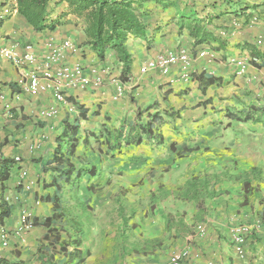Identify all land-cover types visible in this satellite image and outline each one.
Masks as SVG:
<instances>
[{
    "label": "crops",
    "instance_id": "0c3cea01",
    "mask_svg": "<svg viewBox=\"0 0 264 264\" xmlns=\"http://www.w3.org/2000/svg\"><path fill=\"white\" fill-rule=\"evenodd\" d=\"M5 1L11 14L0 23V47L41 43L47 34L33 32L18 16L15 1L0 0V4ZM128 1L146 26L145 38L130 37L126 42L131 57L128 73L124 79L120 76L123 66L114 54L109 53L101 64L92 51L80 47V56L71 58L70 63L106 67L109 75L96 90L66 95L67 103L76 108L67 121L76 126L81 137L79 150L88 144L92 147L100 138L93 150L100 145L115 161L123 160L121 167L110 166L107 173L122 170V176L130 180L138 176L140 186L134 189L162 195L155 220L138 235L143 241L140 248L115 264H170V255L181 249L189 252L181 264H264V226H260L264 222V127L244 121L245 115L254 118L264 111V0ZM63 10L65 4L57 6L54 17ZM181 13L203 20L205 43L195 45L186 30L178 33L176 17ZM253 17H257L256 23H252ZM66 20L52 34L79 46L85 40L81 23L71 15ZM168 48L190 51V65H175L165 73L141 71L145 61ZM200 52L206 56L199 58ZM230 59L245 61V73L238 75ZM21 74L20 68L0 60V93L13 107L10 118L0 104V177L8 168V179H0V194L22 196L10 216L0 219V232L6 231L9 240L0 264H48L52 255L47 251L48 229L39 224L30 232L18 229L25 211L40 222L50 214L49 206L42 204L37 209L34 203L50 192L45 186L52 179L51 167L43 158V148L31 151L29 147L42 143L45 130L50 133V127H57L67 114L58 105L61 111L55 118L36 120L32 111L54 102L49 93L36 99L27 97ZM144 124L150 131H140L139 145L133 130L128 144L112 148L118 133L125 137L130 128ZM16 157L19 162L7 163ZM247 174L255 177L249 179ZM169 175L176 180L170 182ZM204 176L216 177L206 185L207 193L199 192L195 199L181 195L188 181ZM168 185L176 186L180 194H165L171 189ZM213 190L215 195L207 196ZM165 211H179L178 228L165 229L169 220ZM240 225L253 228L247 235L243 259L236 257L232 244ZM81 264L100 263L93 261L90 252Z\"/></svg>",
    "mask_w": 264,
    "mask_h": 264
},
{
    "label": "trees",
    "instance_id": "16d2710c",
    "mask_svg": "<svg viewBox=\"0 0 264 264\" xmlns=\"http://www.w3.org/2000/svg\"><path fill=\"white\" fill-rule=\"evenodd\" d=\"M14 1L18 16L33 32L38 34L53 35V32L66 24L68 15L73 16L76 21L81 23V31L85 37L78 47L92 51L96 61L101 64H105L109 53L114 54L116 61L123 66L120 75L123 79L124 75L128 73L131 63V57L127 54L126 49L127 40L130 37L143 39L146 36V26L143 25L132 2L128 0ZM60 4H65V10L54 17L57 6ZM171 4L166 3L165 6H171ZM176 19L178 33L186 30L195 39V45L207 41L206 26L203 20L186 13L177 14ZM75 26L77 25L75 24ZM66 113L64 112V115ZM63 119L57 127L55 125L50 127L52 132L58 128L53 136L48 134V129L45 130L47 135L44 134L45 139L41 143L43 158L46 164L51 167L52 179L49 185L45 186V188H50V192L42 194L37 200L39 206L34 205V207L38 209L42 204L47 205L50 214L41 222L38 217L32 218L33 226L39 224L47 228V233H50V239L48 238L50 249L47 251L52 252V255L49 257L48 264H81L90 256V247L84 246V244L86 236L89 235L87 224L90 222L94 208L112 203L117 207L116 219L119 221L116 227L113 226V232H109V234L113 233V241L116 244L110 247L114 253L109 264H115L120 257L126 256V253H135L140 248L138 243H133V246L132 243H129L127 233L129 230H133V225H130L129 222L133 217L126 216L127 212L123 206L125 204L121 202V195L117 193L112 200H110L111 194L108 192L103 198L101 195L105 189H112L113 178L121 177L122 170H111L107 173L110 166L114 167L115 158L100 145L96 151L93 150V148H97V144L101 143L100 138L94 141L95 145L92 147L88 144L87 147L84 145L85 148L79 150L81 137L76 126L67 121V115ZM248 120L261 123L264 127V111H260L254 118L245 115L244 121ZM133 130L137 134V136L135 134V138H137L135 143L139 145L141 143L140 131L145 130L148 133L150 128L148 124H144L142 128L141 126L130 128L125 137L118 133L112 148L119 149L122 142L128 144ZM7 163H14V161ZM7 170L8 168L1 174L0 179L3 181L8 179ZM132 178L134 179L135 175ZM215 178L214 176L212 178L208 176L199 179L193 178L185 184L181 195L184 198L195 199L199 192L207 191L206 185L211 181L215 182ZM1 185L3 184L1 183ZM2 194L4 193L0 194V219L4 220L10 216L13 205L2 201ZM208 195H215V191H211ZM168 222L167 220L165 223V229L170 227V225L167 226ZM2 260L3 258L0 261Z\"/></svg>",
    "mask_w": 264,
    "mask_h": 264
},
{
    "label": "built area",
    "instance_id": "2783aa9c",
    "mask_svg": "<svg viewBox=\"0 0 264 264\" xmlns=\"http://www.w3.org/2000/svg\"><path fill=\"white\" fill-rule=\"evenodd\" d=\"M11 14L8 1L0 4V23L8 18ZM257 17L252 18V23H256ZM81 50L70 39H57L53 35L45 36L41 43H27L22 47L18 44H12L0 47V60L6 61L14 67L22 70L21 77L23 79V93L32 99H36L41 95L49 93L54 104L47 107L37 108L32 111V116L36 120H50L55 118L59 112V106L64 107V112L71 113L75 111V107L69 105L66 95L69 92H88L101 87L104 79L109 75V69L98 66H84L78 61L70 63L73 57L80 56ZM206 56L205 52L198 53L199 58ZM190 51L183 48H168L161 50L156 55L145 61L141 71H161L163 73L175 65L188 67L192 62ZM230 65L234 66L238 75L245 73L247 63L238 59H230ZM183 80H187L184 75ZM0 104L3 105L8 117H12L13 107L11 103L6 101L3 93H0ZM39 148L38 143H32L29 147L31 151ZM14 162H19V158H14ZM26 189H29L26 187ZM4 203L9 205L19 204L22 200L20 194L9 195L2 194ZM35 206H39L36 201ZM264 226V222L260 223ZM33 228L31 213L25 211L20 215V232H30ZM253 230L251 226L240 225L232 237L233 252L236 257L243 259L244 246L246 244L248 233ZM9 246L8 233L4 230L0 232V260L3 258L4 251ZM189 257L186 249L174 251L170 255V264H181Z\"/></svg>",
    "mask_w": 264,
    "mask_h": 264
},
{
    "label": "rangeland",
    "instance_id": "374dc122",
    "mask_svg": "<svg viewBox=\"0 0 264 264\" xmlns=\"http://www.w3.org/2000/svg\"><path fill=\"white\" fill-rule=\"evenodd\" d=\"M95 66V65H90ZM76 109V108H75ZM66 113V112H65ZM74 113L76 111H73L71 113H66L67 118L74 117ZM70 116V117H69ZM63 118V116L61 117ZM58 130V128H55L52 131H50L51 136H53L54 132ZM39 145V149L42 148L41 142H37ZM38 149V150H39ZM115 161V160H114ZM97 162V161H96ZM114 167H121L123 164V160L120 158L116 159V161L113 163ZM134 176V174L132 175ZM131 176V178H132ZM167 176V175H166ZM170 176V175H169ZM249 179L251 177H255V175H248ZM223 177L227 178L228 175H223ZM113 187L105 189L101 195L102 198L106 196L107 192L111 194L110 200H112L113 196L119 193L122 198L121 202L124 203L123 205L126 208V216L133 217L132 220H130V225H133V230L128 231L129 236V243H138L141 244L143 241L138 239V235L141 236V233H145V226L149 223V221L153 222L155 220L156 214H158L157 208L158 202L161 201L162 195L159 192L156 194L148 195L147 193L143 192V190H136L134 189L135 186H140L139 183H136L138 181V176L136 177V180H130L127 175H124L122 177H114L113 178ZM255 179V178H253ZM170 182H173L176 180V177L171 175L169 177ZM101 185L103 183L101 182ZM171 191L166 190L165 194H170V196L177 197L180 193L178 189H176V186H171ZM119 196V195H118ZM94 206V205H93ZM157 211V212H156ZM134 212V213H133ZM169 216V222L167 224L170 225L169 228H178V220H179V211H173V212H167ZM117 207L113 206L112 203H109L108 205H102L97 206L94 208V211L92 213L90 222L87 224V233L89 235L86 236L85 244L84 246H89V254L92 252L93 261L98 262L100 264H109L111 262V256L114 253V250L111 251L110 247L112 245H116L113 241V233L109 234V232H113L114 225L117 226L118 219L117 215ZM158 216V215H157ZM159 217V216H158ZM165 219V218H164ZM174 226V227H173ZM181 233L184 231L179 229ZM114 242V243H113ZM117 247V246H116ZM118 248V247H117Z\"/></svg>",
    "mask_w": 264,
    "mask_h": 264
}]
</instances>
